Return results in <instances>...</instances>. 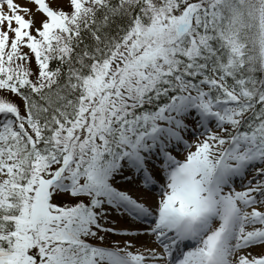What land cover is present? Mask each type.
Listing matches in <instances>:
<instances>
[{
	"label": "snow or ice",
	"instance_id": "obj_1",
	"mask_svg": "<svg viewBox=\"0 0 264 264\" xmlns=\"http://www.w3.org/2000/svg\"><path fill=\"white\" fill-rule=\"evenodd\" d=\"M31 2L0 0V264H264V0Z\"/></svg>",
	"mask_w": 264,
	"mask_h": 264
},
{
	"label": "rangeland",
	"instance_id": "obj_2",
	"mask_svg": "<svg viewBox=\"0 0 264 264\" xmlns=\"http://www.w3.org/2000/svg\"><path fill=\"white\" fill-rule=\"evenodd\" d=\"M48 2L52 3L53 7H56L57 4L66 8L67 0H48ZM16 3L26 6L32 9V12L29 14L21 13L25 15L26 18H32L36 21L35 26H39V21L43 18L38 12L36 6L31 2V0H16ZM7 10V9H5ZM19 102V101H18ZM194 139V137H192ZM182 158V157H181ZM260 167V165H257ZM252 172L249 171L248 175L244 178L243 183L247 184L248 180L252 179ZM157 183L152 186L149 190L142 186L141 179L139 176H133L131 181L120 182L117 184V187L122 191L128 192L134 198L142 202H146L149 205L154 204L155 199L158 197L160 191V185L163 183V180L159 175H156ZM237 190H241V181L237 179L236 181ZM128 218V219H127ZM110 221H115V223L107 224L106 227H113L117 229V232L114 234H110L108 236V243L111 244L113 242H119L121 246H123L125 241H131L134 245L133 251L143 250L145 243L150 242L147 241V237L149 235H145L144 233H136L135 231L141 230L139 228H148L152 223L153 218H149L147 221H141L142 225H138V221L127 217L126 215H120L116 212H112L109 216ZM192 246V243L190 244ZM260 249H254L253 252H259Z\"/></svg>",
	"mask_w": 264,
	"mask_h": 264
},
{
	"label": "bare ground",
	"instance_id": "obj_3",
	"mask_svg": "<svg viewBox=\"0 0 264 264\" xmlns=\"http://www.w3.org/2000/svg\"><path fill=\"white\" fill-rule=\"evenodd\" d=\"M122 182H127V181H122ZM128 219V218H127ZM143 223V222H142ZM142 223H141V221H138V225L139 226H141L142 225ZM139 229H141V230H137V231H135L136 233H144V230H145V228L143 227V228H139ZM146 235V234H145ZM147 241H150V242H146L145 243V246H144V248L145 247H147V248H152V247H156L157 245H156V243H155V241H154V237H152V236H148L147 237ZM144 250V249H143Z\"/></svg>",
	"mask_w": 264,
	"mask_h": 264
}]
</instances>
